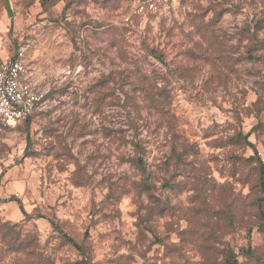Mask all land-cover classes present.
Returning a JSON list of instances; mask_svg holds the SVG:
<instances>
[{
	"label": "rangeland",
	"instance_id": "obj_1",
	"mask_svg": "<svg viewBox=\"0 0 264 264\" xmlns=\"http://www.w3.org/2000/svg\"><path fill=\"white\" fill-rule=\"evenodd\" d=\"M19 50L0 264H264V0H0Z\"/></svg>",
	"mask_w": 264,
	"mask_h": 264
},
{
	"label": "built area",
	"instance_id": "obj_2",
	"mask_svg": "<svg viewBox=\"0 0 264 264\" xmlns=\"http://www.w3.org/2000/svg\"><path fill=\"white\" fill-rule=\"evenodd\" d=\"M45 100L46 93L29 73L23 50L0 64V130L30 119Z\"/></svg>",
	"mask_w": 264,
	"mask_h": 264
},
{
	"label": "trees",
	"instance_id": "obj_3",
	"mask_svg": "<svg viewBox=\"0 0 264 264\" xmlns=\"http://www.w3.org/2000/svg\"><path fill=\"white\" fill-rule=\"evenodd\" d=\"M29 120V119H28ZM28 120H26V121H24V122H27ZM23 123V122H22ZM262 168H263V173H264V167L262 166Z\"/></svg>",
	"mask_w": 264,
	"mask_h": 264
}]
</instances>
